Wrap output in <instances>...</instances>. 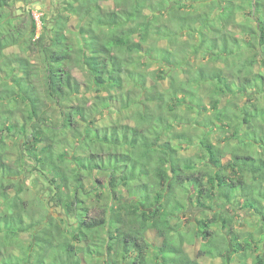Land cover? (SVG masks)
Returning a JSON list of instances; mask_svg holds the SVG:
<instances>
[{"label": "trees", "instance_id": "1", "mask_svg": "<svg viewBox=\"0 0 264 264\" xmlns=\"http://www.w3.org/2000/svg\"><path fill=\"white\" fill-rule=\"evenodd\" d=\"M17 1L33 2L0 0V264H86L103 250L107 264H198L181 231L191 205L249 210L264 227V0H66L37 39L34 20L27 30L14 25ZM68 10L78 16L72 29ZM24 45L30 58L8 52ZM106 116L116 118L101 127ZM69 132L81 137L71 156L61 148ZM218 132L235 149L227 163ZM191 147L199 155L182 154ZM30 174L56 195L38 205L28 198L15 178ZM50 201L62 217L48 218ZM197 222L201 255L236 264L239 252L247 264L260 249L253 263L264 264V236L255 248L240 242L233 217ZM214 228L230 236V255Z\"/></svg>", "mask_w": 264, "mask_h": 264}, {"label": "rangeland", "instance_id": "2", "mask_svg": "<svg viewBox=\"0 0 264 264\" xmlns=\"http://www.w3.org/2000/svg\"><path fill=\"white\" fill-rule=\"evenodd\" d=\"M33 1L31 4H26V3H20L19 1L15 2V4H13L10 7V11H11V16L13 17L14 21V25H20L21 28H23L24 30H27V28H30L31 25V21L34 20L36 22L37 25V29H36V39L40 36L41 32H42V21L43 18H47V20L49 21V23H53L55 24L57 22V20L59 18H57V14H59V11H61L63 9V7H68V5L66 4V0H31ZM102 6L107 9V8H112L113 7V3L112 2H105L102 3ZM64 16H66L68 18L69 21H66L65 23L67 24V27L69 29L75 28V26H77L78 24V16L76 14H71L68 11H64L63 12ZM241 19V18H239ZM236 29H234L235 31ZM27 32V37L25 38V41L28 43L30 40V29ZM70 41L77 47L79 45V40L76 38V36H74V34H70L69 35ZM29 46H22V47H14V48H9V53L13 54V55H19L22 57H26V58H30V55H32V53L30 52V50L28 49ZM82 52V51H81ZM205 59L204 58H199V61H197L196 63H204ZM259 67V65L257 66ZM158 66L154 65L153 69H157ZM76 78L78 79L80 85H81V92L86 91V87L84 86V84H87V79L85 77V75L82 74L81 71L75 70L74 71ZM2 77L5 76V74L3 73V75H1ZM42 77H39V80H41ZM94 94H96V88L89 90L88 91V97H93ZM260 96V105L262 108H264V93H262V95ZM236 103L234 104H243L244 100L243 99H237L235 100ZM209 108L210 105L208 104ZM234 108V107H232ZM240 109H236V111H238ZM209 112H213V109L211 108L209 110ZM116 117L115 116H106L100 123L101 127H105L107 126V124H111V121H113ZM237 122L239 121H234L232 122V125H235ZM91 125H89L90 127ZM200 132V130H199ZM219 134V139H217V136L214 135L212 136V138H216L217 140V144L223 148H225L228 151V156L226 159H224V162H228V160L231 158V152L234 149V147H230L227 145V140L225 139V137L227 136L224 132H218ZM216 136V137H215ZM66 141L64 142L65 146H61V148L65 151H67L69 153V155H73V154H77L78 148L80 147V134L79 133H68L67 137H66ZM8 144V142H7ZM11 144V143H10ZM9 146V144H8ZM10 148V147H9ZM235 150V149H234ZM12 151L13 153L11 154L13 156V160H17L18 157V148L16 147H12ZM199 151L197 147H191V148H183L182 150V154H184L185 156H193V155H199ZM16 182L18 183L19 186H22L24 189H26L27 192V197L31 198L34 200V202L38 205L39 201H45L46 198L47 199H51L52 196L56 195L57 192V187L54 185H51L49 182H47L45 179L41 178L40 176L34 175V174H30L28 176L25 175H20L19 177L15 178ZM77 182V180L75 178H72L69 182V184H75ZM92 181L87 182L86 187L87 188H92ZM57 185V184H56ZM94 191V190H93ZM14 194V192L12 193ZM93 196L91 198V200L89 201V203H92V205L94 206H98L97 201L99 200V198L97 197L98 195L94 192ZM129 196L127 195V198ZM90 199V198H89ZM88 199V200H89ZM95 199V200H94ZM94 200V201H93ZM37 209H39L37 207ZM233 209V210H232ZM236 209V211L234 210ZM60 208L58 206H56V204L53 201L47 202V207H46V211L45 214L48 215V218H52V217H56V218H60L62 217V214L60 213ZM238 209V207L235 208H227V207H222V206H218L216 205L215 208L211 211V210H205V209H201L198 208L194 205H191L190 208L188 209V211H186L185 216L187 215L186 218H182V225H184V227L181 229L183 235L186 234L187 237H185L186 240V244H185V252L187 253V255L189 256L190 260L198 263V264H224V258H222L219 253L215 252L216 257L215 258H211L210 256L207 255H201L200 251L205 250V245L202 242V240H200V238L196 237V233H193L194 231V227L198 225L197 221L199 219H204V218H208L210 216H212L214 213H219L222 216H230L233 217L235 219L234 222V229L235 232L237 233L240 242H244V239H250L253 243V245L255 246V248H262L261 245V239H263L264 236V227L261 225L259 218L257 217V215H255L253 212L246 210L244 215L241 216L242 212ZM189 217L191 218L189 220ZM69 218L71 219V216H67V219L69 220ZM174 223V222H173ZM198 227L200 228V226L198 225ZM201 230V228L199 229ZM214 230L216 232H218V237H216L217 239V243L219 245H223L225 246V250L226 248H228L229 246V250L228 252L226 251L227 255H230L234 248L233 246L230 244V236L226 233V231L224 229L220 230L218 228H214ZM223 235V236H222ZM193 236V237H192ZM192 237V238H191ZM196 237V239H195ZM148 238L150 242H155L156 239V234L150 232L148 234ZM23 241L25 242V246H28V242L33 240L32 236L26 235L23 236ZM226 239L227 242L224 240ZM176 240H179V236H176ZM157 244H160L159 241L156 242ZM230 244V245H229ZM263 250V249H262ZM12 251L15 252V255H19L21 254V249L18 247H15L12 249ZM103 253H105V255H99V254H95L94 257L90 256V257H86L87 258V263L86 264H107L110 257L108 255H106V251L103 250ZM261 253V250L259 249V251H257V253H253L252 251L247 252V254L249 255V258L247 260V264H254V257H256L257 254ZM156 255V252L153 250L151 251V253L148 256V259L152 262L154 261V256ZM242 254L234 256V259L236 260V264L239 263L240 261V256ZM253 255V256H252ZM242 258V257H241ZM227 259V258H226ZM64 261L66 260V257H64L63 259ZM128 264V263H126Z\"/></svg>", "mask_w": 264, "mask_h": 264}]
</instances>
